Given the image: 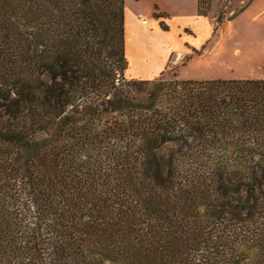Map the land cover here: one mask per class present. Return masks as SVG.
<instances>
[{"label":"trees","instance_id":"obj_1","mask_svg":"<svg viewBox=\"0 0 264 264\" xmlns=\"http://www.w3.org/2000/svg\"><path fill=\"white\" fill-rule=\"evenodd\" d=\"M123 25L0 0V264H264V79H127Z\"/></svg>","mask_w":264,"mask_h":264},{"label":"rangeland","instance_id":"obj_2","mask_svg":"<svg viewBox=\"0 0 264 264\" xmlns=\"http://www.w3.org/2000/svg\"><path fill=\"white\" fill-rule=\"evenodd\" d=\"M246 1L211 0V13L219 7L229 15ZM174 4L181 7L179 13L152 15ZM194 8L195 0H124V76L133 80L157 76L264 79V0H252L219 25L214 19L193 15ZM179 49L183 52L173 57Z\"/></svg>","mask_w":264,"mask_h":264},{"label":"crops","instance_id":"obj_3","mask_svg":"<svg viewBox=\"0 0 264 264\" xmlns=\"http://www.w3.org/2000/svg\"><path fill=\"white\" fill-rule=\"evenodd\" d=\"M181 7L180 6H178L177 4H174L171 8H166V7H160V9L162 10V13H166V14H169V15H172V14H177V13H179V9H180ZM156 12H153V16H154V14H155ZM192 14L193 15H197V0H195V8H194V11L192 12ZM198 17H202V16H199V15H197ZM143 19L145 20V19H147V17H143ZM183 52V50H177L176 51V53H175V55L173 56V54L171 55V56H173V57H176L178 54H181ZM170 56V57H171ZM170 57L168 58V61H169V59H170ZM168 61H166L165 62V64H164V67H163V69L165 68V66H166V64H167V62ZM162 69V70H163ZM161 70V71H162ZM161 71H160V73H161ZM159 73V74H160Z\"/></svg>","mask_w":264,"mask_h":264},{"label":"bare ground","instance_id":"obj_4","mask_svg":"<svg viewBox=\"0 0 264 264\" xmlns=\"http://www.w3.org/2000/svg\"><path fill=\"white\" fill-rule=\"evenodd\" d=\"M146 20V19H145Z\"/></svg>","mask_w":264,"mask_h":264}]
</instances>
